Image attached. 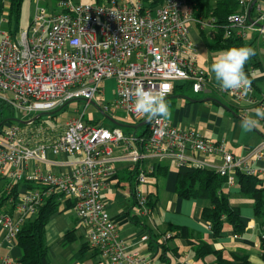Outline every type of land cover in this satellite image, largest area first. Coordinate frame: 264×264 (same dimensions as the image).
Returning a JSON list of instances; mask_svg holds the SVG:
<instances>
[{
  "label": "built area",
  "instance_id": "obj_1",
  "mask_svg": "<svg viewBox=\"0 0 264 264\" xmlns=\"http://www.w3.org/2000/svg\"><path fill=\"white\" fill-rule=\"evenodd\" d=\"M39 1L26 29L15 35L2 32L0 37V100L13 107L19 119L54 112L75 100H82L85 107L107 78L115 81L114 103L137 121L146 118L133 109V92L139 82L146 90L150 86L159 89L165 98L180 80L188 81L195 93L211 88L228 94L236 103L246 97L242 91H224L211 84L197 63L188 24L193 22L212 36L221 28L224 38H245L254 29L264 34V1L237 0L240 10L230 13L222 26L214 17L195 15L185 0H164L157 7H144L140 0H62L59 11H51ZM259 104L264 108L263 100ZM82 114L83 109L70 117L61 132L40 121L3 125L0 174L7 173L14 182L24 177V165L47 160L48 152L77 156L66 173L28 176L44 188L22 195L17 204L20 217L0 214L4 239L14 241L23 215L34 214L37 204L56 193L73 200L87 243L108 264H151L149 257L131 249L119 236L101 197L113 172L111 154L118 146L124 147L125 158L138 169L140 184L147 181L146 169L140 164L146 159L173 160L177 167L208 166L224 176L228 185L234 184L237 172L264 179V164L254 165L264 159V139L243 157L228 151L225 142L209 140L198 130L174 126L167 119L150 120L148 133L142 136L126 134L117 126L88 124ZM195 153L218 155L221 163L207 165ZM136 200L147 213V197L140 188ZM147 237L144 234L140 240ZM5 264H9L7 260Z\"/></svg>",
  "mask_w": 264,
  "mask_h": 264
},
{
  "label": "crops",
  "instance_id": "obj_2",
  "mask_svg": "<svg viewBox=\"0 0 264 264\" xmlns=\"http://www.w3.org/2000/svg\"><path fill=\"white\" fill-rule=\"evenodd\" d=\"M254 10L255 8L252 10V15L255 13ZM199 32L203 46L196 45L197 63L205 70L211 84L217 86L214 75L207 70L220 52L211 47L216 36L200 29ZM245 38L246 41H244ZM245 38H243L244 47L253 48L255 55L245 64L244 70L251 80V90L243 100L236 103L228 94L211 88L199 93L191 89L190 92L184 85L177 82L172 93L166 97L171 111V117L167 120L172 125L185 129L193 128L209 140L223 141L228 151L243 157L264 139V120H261L259 126L250 132L241 131L242 119L254 115V109L260 108L259 102L262 100L264 102V34L254 29L250 30ZM105 83L112 84L108 96L101 88V84ZM101 84L97 95L105 105L108 99L114 100L115 81L107 78ZM73 103L78 106L83 101L75 100ZM100 107L102 108L101 105ZM82 109H84V104ZM75 110L77 111L73 116L82 112L77 107ZM69 118L54 126L56 128L54 131L61 132ZM82 119L88 124L104 126L99 120L85 119L84 114H82ZM7 124L14 123L7 122L4 125ZM114 126L120 127L119 124L113 122L109 128ZM141 126L143 129L137 132ZM131 128L133 129L131 132L121 129L126 134L136 135L146 134L148 130L147 124L133 125ZM125 153L123 146L113 148L111 154L113 172L107 177L106 184L101 190V197L109 216L116 225L119 236L128 241L131 249L138 250L149 257L151 264H212L213 255L197 259L194 255V244H189L185 237L175 236V232L169 229L185 227L194 238L208 240L213 249H219L225 256L231 257L234 264L243 255L248 257L251 264H264V260L260 257L261 230L255 216L253 199L241 192L237 174L233 185H228L226 180L223 182L222 193L229 199L230 204L238 209L243 228L241 231H235L230 223L224 222L220 234L214 236L208 227L209 223L201 215L207 200L180 196L176 191L177 166L173 160L151 161L146 159L142 161L140 164L146 171L151 170L155 162H160L164 168L154 175L147 176V181L140 184L134 172L136 167L125 158ZM194 156L207 165L221 163L218 155L207 156L195 153ZM76 160V155L48 152L47 160H32L24 165V177L17 182H14L7 173L0 174V194L13 190L17 198V203L9 214L14 218L20 217L22 212L17 205L19 199L26 192L42 186L39 181L30 180L28 176L34 173H66L71 170ZM263 164L264 159L254 163V165ZM138 188L143 190L149 202L147 213L136 200ZM58 201L60 210L53 213L45 225V243L50 264H108L107 259L87 243L84 229L80 226L73 209V200L60 195ZM34 216L35 213L23 215V218L31 219ZM144 234L148 237L142 241L140 237ZM0 242V264H5V260L9 264H17L22 250L15 240L4 239V232L1 228Z\"/></svg>",
  "mask_w": 264,
  "mask_h": 264
},
{
  "label": "trees",
  "instance_id": "obj_3",
  "mask_svg": "<svg viewBox=\"0 0 264 264\" xmlns=\"http://www.w3.org/2000/svg\"><path fill=\"white\" fill-rule=\"evenodd\" d=\"M22 0H0V16L4 11L9 15L17 17L20 12ZM59 2L62 0H51ZM103 0H93V2H102ZM144 7L160 6L164 0H140ZM191 4L195 10V15L205 18L214 17L216 23L222 26L230 13L238 12L240 7L237 0H185ZM15 28L9 32L12 35L17 33ZM244 47L243 38L223 37V30H217L214 42L211 47L215 51H223L233 47ZM14 108L5 101L0 100V131L7 122L11 123L14 119L10 117ZM37 119L34 122H38ZM148 126V124H147ZM146 133V132H145ZM148 133V130H147ZM146 133V134H147ZM142 134V136L146 135ZM160 162L152 164V169L146 171V176L156 174L163 169ZM135 175L138 169H135ZM241 185V192L249 195L253 199V208L255 216L260 224V257L264 260V179L258 175H247L242 172L236 173ZM225 177L219 175L214 169L203 166L195 167L192 165H181L177 167L176 191L180 196L196 197L207 200L203 206L201 215L209 223L214 236L222 231L224 222L232 225L235 231H241L243 223L239 218L238 209L232 206L229 199L222 193V184ZM12 186V185H11ZM42 185L39 189H43ZM14 191L2 192L0 194V214L10 213L11 209L17 203ZM60 194L54 193L45 197L37 204L35 216L31 219H25L21 222L20 230L16 235L15 242L22 250V255L18 258L17 264H50L47 246L45 243V225L49 217L60 210L58 197ZM147 203L148 200H147ZM72 205V203H71ZM148 207V204H147ZM175 236L185 237L189 244H194V255L197 259H203L207 255H213L212 264H234L231 257L224 255L223 251L213 249L208 240L204 238H194L192 233L185 227H171ZM236 264H251L246 255L238 259Z\"/></svg>",
  "mask_w": 264,
  "mask_h": 264
},
{
  "label": "rangeland",
  "instance_id": "obj_4",
  "mask_svg": "<svg viewBox=\"0 0 264 264\" xmlns=\"http://www.w3.org/2000/svg\"><path fill=\"white\" fill-rule=\"evenodd\" d=\"M73 1L80 3L93 2V0H73ZM212 1L214 2L215 0ZM39 3L51 11L60 10V7L58 6V2H54L51 0H40ZM35 7H36V0H22L20 4V12L17 17L9 15L7 11H4L0 16V37L2 32H11V30L15 28L14 24L17 25L16 26L17 32L26 29L30 24L31 19L34 15ZM188 28H189L190 39L193 41L195 45L202 47L203 40L197 25H195V23L193 22H190L188 24ZM244 41H246V38L244 39ZM177 83L184 85L186 90L191 92V88H190L191 86L188 81L180 80L177 81ZM111 87H112L111 83H105L103 85L101 84V88L104 89L106 96L109 95V91ZM73 102L74 101L65 104L60 109L55 110L54 112L49 111L42 113L41 116L38 118V120L40 122H44L46 125L51 127L59 125L67 118L76 114L75 112L77 111L75 110L76 107L79 108V111L82 110L83 103H80V105L77 106ZM99 104L104 109H102ZM83 114L85 119L87 118L92 121L99 120L103 123L104 126L108 128L113 125V122H115L120 125V128L130 132L133 131L131 126L136 125L139 122L135 120L131 115L127 114V112L124 109L117 106L114 103L113 99H108L107 103L103 105L102 101L99 100L97 94H95L91 102H89V104L84 107ZM34 115L35 114H32L21 119L26 120ZM18 116H19L18 112L14 110L10 116L14 118L12 122L24 126L23 124L17 121ZM142 129L143 126L139 127L137 132L141 131Z\"/></svg>",
  "mask_w": 264,
  "mask_h": 264
},
{
  "label": "clouds",
  "instance_id": "obj_5",
  "mask_svg": "<svg viewBox=\"0 0 264 264\" xmlns=\"http://www.w3.org/2000/svg\"><path fill=\"white\" fill-rule=\"evenodd\" d=\"M255 55L251 47H233L220 51L208 71L214 75L219 87L224 91H242L247 95L251 90V80L244 68L246 62ZM133 109L136 113L146 116L149 120L154 118L169 119L171 111L166 102L165 94L154 87L145 89L142 82L137 84L134 92ZM264 120V108L254 109V115H249L241 121V131L250 132L257 128Z\"/></svg>",
  "mask_w": 264,
  "mask_h": 264
},
{
  "label": "water",
  "instance_id": "obj_6",
  "mask_svg": "<svg viewBox=\"0 0 264 264\" xmlns=\"http://www.w3.org/2000/svg\"><path fill=\"white\" fill-rule=\"evenodd\" d=\"M253 3L254 2H252L251 4H250V6H249V10H248V14H249V16H250V10H251V8H252V6H253ZM249 19H250V17H249ZM61 108V107H60ZM59 108V109H60ZM41 114L42 113H38V114H36V115H34V116H32V117H30L29 119H26V120H22V119H17V121L18 122H20V123H22V124H28V123H31V122H33V121H35V120H37L40 116H41ZM149 119L146 117L143 121H141L138 125H146V124H148L149 123ZM138 125H135V126H138Z\"/></svg>",
  "mask_w": 264,
  "mask_h": 264
}]
</instances>
